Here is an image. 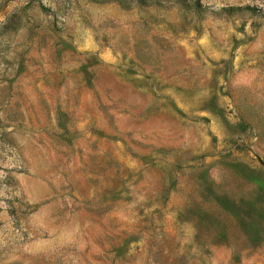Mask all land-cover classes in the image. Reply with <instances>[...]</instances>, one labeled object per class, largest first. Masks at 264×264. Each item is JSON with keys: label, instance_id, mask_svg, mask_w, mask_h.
I'll list each match as a JSON object with an SVG mask.
<instances>
[{"label": "rangeland", "instance_id": "rangeland-1", "mask_svg": "<svg viewBox=\"0 0 264 264\" xmlns=\"http://www.w3.org/2000/svg\"><path fill=\"white\" fill-rule=\"evenodd\" d=\"M0 264H264V0H0Z\"/></svg>", "mask_w": 264, "mask_h": 264}]
</instances>
